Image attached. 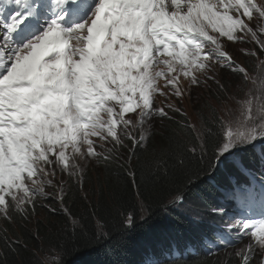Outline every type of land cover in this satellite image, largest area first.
<instances>
[{"label": "snow or ice", "instance_id": "1", "mask_svg": "<svg viewBox=\"0 0 264 264\" xmlns=\"http://www.w3.org/2000/svg\"><path fill=\"white\" fill-rule=\"evenodd\" d=\"M2 2L17 6L14 15L0 18V215L9 222L10 211L26 220L36 211L37 198L63 201V193L49 197L45 192L57 171L83 187L86 167L122 158L125 139L132 155L146 150L157 120L172 121L192 137L185 141L172 133L166 146L154 149L155 175L161 180L203 160L212 140L217 164L242 151L264 161V72L249 76L225 49L226 42L248 43L251 37L264 50V40L257 39L264 36V2ZM218 68L239 77L238 91L229 98L237 107L226 104L223 115L214 109V119L205 118L200 129L173 120L169 112L187 121L172 102L182 103L185 92L190 95L209 80L227 91ZM158 96L167 101L164 106L156 105ZM128 174L136 184V173ZM64 211L77 228L80 221ZM122 223L133 226L134 214L124 213ZM104 227L97 222L101 237ZM228 234L237 243L249 240L235 253L240 264H264V204L259 213L231 222ZM224 245L235 247L226 237Z\"/></svg>", "mask_w": 264, "mask_h": 264}, {"label": "trees", "instance_id": "2", "mask_svg": "<svg viewBox=\"0 0 264 264\" xmlns=\"http://www.w3.org/2000/svg\"><path fill=\"white\" fill-rule=\"evenodd\" d=\"M173 120L187 122L181 116ZM203 120L205 123V117ZM161 126L146 150L132 155L128 142V150H121L122 158L102 161L98 170L86 171L83 187L77 185L75 177L67 176L57 195L63 193V201L37 200L36 211L26 220L11 211V222L1 218L0 256L5 257V264H53L54 260L57 264H237L236 257L224 259V254L235 253L222 244V230L216 227L233 216L227 194L236 186H249L248 176L240 171L239 163L229 159L217 164L212 140L206 145L203 160H193L184 173L174 172L161 180L155 175L154 149L166 146V137L172 133L185 141L192 139L172 121ZM240 158L242 165H249L248 174L264 177V161L257 154L242 153ZM219 167L224 172L218 171ZM130 172L136 173V184ZM180 196L197 197L210 210L222 205L221 211L213 216L208 212L205 221L195 222L198 225L177 213L169 215V203ZM64 209L71 213V219L80 221L77 228ZM126 212L135 216L131 227L122 223ZM168 216L178 231L168 229ZM98 221L105 225L103 237ZM14 241L18 243L12 244Z\"/></svg>", "mask_w": 264, "mask_h": 264}, {"label": "rangeland", "instance_id": "3", "mask_svg": "<svg viewBox=\"0 0 264 264\" xmlns=\"http://www.w3.org/2000/svg\"><path fill=\"white\" fill-rule=\"evenodd\" d=\"M264 0H257V3H262ZM246 39L249 40L248 43H233V42H226L225 49L229 51L230 54L233 55L234 60L237 62V64L243 65L246 67L249 76L252 77H258L261 72H264V64L261 62L264 61V50H261L259 45L256 43L255 40H253L251 37H246ZM257 39L264 40V36H260L258 34ZM245 53V54H242ZM217 78L220 80V83L222 85H225V88L227 91H223L220 88H218L217 84H215L213 81L209 80L207 84L194 88L191 90V94L189 95L188 92H185V96L183 98L182 103L178 100L173 99L172 102L175 103L178 107H181L182 110L186 113L187 116V122H191L196 126L197 129H200L201 125L204 124L203 118H207V120L212 121L214 119V109L216 110V113L219 115L224 114V107L227 104L229 107L236 108L237 105L235 101H230L229 98L232 97L237 91H238V80L239 77L235 74H232L226 70L217 69ZM259 82V81H258ZM185 88H187V81H182ZM161 85H163V81H161ZM243 93H241L242 97ZM240 97H238L239 99ZM167 101H165V98L163 96H158L156 98V105L157 106H164ZM167 110V109H165ZM169 115L173 118H177L181 116L182 119L184 117L180 114H173L172 112H169ZM155 130L161 131L162 126L161 122L157 120L155 124ZM129 141L125 139L124 143L128 147L130 144ZM96 143L99 145L102 142L97 140ZM129 144V145H128ZM111 147V145L105 144V148ZM121 148L119 155H122L121 150L124 151L128 150V148ZM97 151H102L101 148H97ZM250 154L253 153L252 151H242L239 153L238 157L236 158H229L230 161L239 163L238 166H240L241 172H246L248 170L249 165H246L244 162V165L240 162L242 158H240L241 154ZM255 154V153H254ZM102 162L100 160H96L92 163H90L86 170L88 169H97L99 168V163ZM218 171L224 172V169L219 167ZM67 175L57 171L55 177L53 178V184L51 186L45 187V192L49 197H57V195L63 190L65 186V178ZM255 181V179L253 180ZM212 196H214V193L212 192ZM179 197L172 200L168 207H169V215H172V213H177L178 215H181L183 219H190L195 222L202 223L205 221L207 217V213L211 212V216L217 215L218 212L221 211L220 207L222 205H216L212 210L208 209L204 206V203L199 198H193V199H186L183 196V200L178 199ZM42 198H37L38 201H40ZM175 201V202H173ZM3 215H0V219L3 218ZM234 222V220H230L227 222L226 229H229L230 223ZM198 223V224H199ZM196 224V223H195ZM196 224V225H198ZM167 225L168 229L171 232L178 231L179 227L175 224L172 217H167ZM167 229L164 228L163 231H166ZM249 243V240L247 238H244L241 242L237 243L235 242V247H229L227 248L229 251L236 253L238 250L243 249L247 244ZM224 259L227 257H236V259H233L237 261V264H240L239 258L233 254L232 256L229 254H224Z\"/></svg>", "mask_w": 264, "mask_h": 264}, {"label": "bare ground", "instance_id": "4", "mask_svg": "<svg viewBox=\"0 0 264 264\" xmlns=\"http://www.w3.org/2000/svg\"><path fill=\"white\" fill-rule=\"evenodd\" d=\"M234 196H241V195H234ZM220 220L222 222H224L222 218H220ZM222 224H224V223H222ZM216 228L220 229V230H224V229H226V226L225 225H218ZM202 238H204V237H202Z\"/></svg>", "mask_w": 264, "mask_h": 264}]
</instances>
